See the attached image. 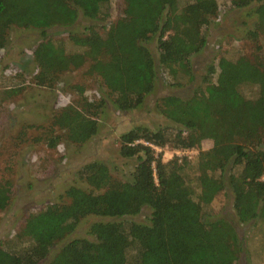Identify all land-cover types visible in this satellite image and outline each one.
I'll return each instance as SVG.
<instances>
[{
    "label": "trees",
    "instance_id": "16d2710c",
    "mask_svg": "<svg viewBox=\"0 0 264 264\" xmlns=\"http://www.w3.org/2000/svg\"><path fill=\"white\" fill-rule=\"evenodd\" d=\"M109 1L0 0V50L11 28L36 30L35 86L50 89L62 75L86 68L119 112L139 107L158 74L167 75L173 87L192 81L190 59L205 47L216 0H122L113 23L96 24ZM230 5L254 18L245 32L253 42L251 62L219 58L217 72L214 65L206 67L201 92L158 99L155 108L165 126L154 131L135 126L118 137L119 157L133 164L127 178H115L99 161L83 164L76 173L83 186H69L58 202L28 213L11 247L0 248V264H237L243 246L234 223L264 222V63L259 54L264 0H231ZM79 18L90 23L78 34L70 32ZM52 27L68 30L76 52L46 37ZM151 41L156 58L148 48ZM245 87L252 89L251 97L243 94ZM70 88L76 101L54 111L43 129L49 149L60 142L82 145L96 134L102 101L89 102L80 86ZM205 140L211 146L201 150ZM164 146L197 154L192 161L162 162L153 147ZM7 190L0 186V209ZM220 194L234 220L207 209ZM143 207L149 209L146 224L116 221L136 216ZM87 217L100 219L87 228L91 239H68Z\"/></svg>",
    "mask_w": 264,
    "mask_h": 264
},
{
    "label": "rangeland",
    "instance_id": "374dc122",
    "mask_svg": "<svg viewBox=\"0 0 264 264\" xmlns=\"http://www.w3.org/2000/svg\"><path fill=\"white\" fill-rule=\"evenodd\" d=\"M216 1V18L204 31L205 47L190 59L192 81H183L180 86L173 87L167 75L158 74L152 92L139 107L127 112H119L112 106L98 78L89 75L86 68L62 75L50 89L35 86L32 83V76L36 72L32 51L40 40L38 32L11 28L7 44L0 50V186L8 189L5 205L0 209L1 249L11 247L14 235L28 213L58 202L69 186H83L76 175L83 164L102 162L115 178L126 179L133 164L119 157L118 137L135 126L153 131L165 126L167 123L155 108L158 99L167 96L187 98L194 91L201 92L206 67L214 65L217 72L219 58L232 62L244 58L251 62L253 42L245 38V32L252 27L254 18L246 15L248 10L245 8H232L231 0ZM121 7L122 0H110L101 8L96 24L108 26L113 23L120 16ZM88 23L79 18L70 32L78 34ZM67 31L52 27L46 30V37L62 43L66 52H76L68 42ZM259 43V54L264 63V36L260 37ZM148 48L156 58L153 41ZM73 85L83 89L87 101L96 104L102 101L96 118V134L82 145L60 142L54 149H49L42 141L43 129L48 126L54 111L76 101L77 96L70 88ZM242 92L247 97L253 94L250 87L243 88ZM210 146L211 142L205 140L200 149L207 150ZM154 150L162 162L174 158V150L169 146ZM196 154L197 150L192 149L188 155L189 161ZM3 181H7L8 188ZM207 209L212 215L234 220L230 203L222 194L217 195ZM148 215L149 209L143 207L136 216L116 221L146 224ZM98 220L95 217L81 220L68 239H91L86 234L87 228ZM234 227L237 239L243 246L237 264H264V222L234 223ZM40 264H46V261Z\"/></svg>",
    "mask_w": 264,
    "mask_h": 264
},
{
    "label": "built area",
    "instance_id": "2783aa9c",
    "mask_svg": "<svg viewBox=\"0 0 264 264\" xmlns=\"http://www.w3.org/2000/svg\"><path fill=\"white\" fill-rule=\"evenodd\" d=\"M154 149H157L155 147H153ZM192 150H187V149H178V150H174L172 151V154L174 155V158H176L177 162H180L183 158L186 160H189V154L191 153ZM170 155L171 157L173 155Z\"/></svg>",
    "mask_w": 264,
    "mask_h": 264
}]
</instances>
